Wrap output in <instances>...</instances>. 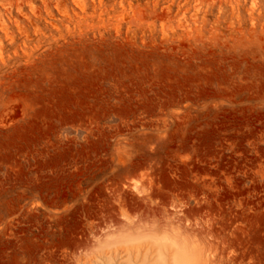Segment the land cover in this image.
<instances>
[{
	"label": "rangeland",
	"instance_id": "rangeland-1",
	"mask_svg": "<svg viewBox=\"0 0 264 264\" xmlns=\"http://www.w3.org/2000/svg\"><path fill=\"white\" fill-rule=\"evenodd\" d=\"M177 256L264 264V0H0V264Z\"/></svg>",
	"mask_w": 264,
	"mask_h": 264
},
{
	"label": "bare ground",
	"instance_id": "bare-ground-1",
	"mask_svg": "<svg viewBox=\"0 0 264 264\" xmlns=\"http://www.w3.org/2000/svg\"><path fill=\"white\" fill-rule=\"evenodd\" d=\"M176 262L178 263V264H195L194 262L193 263H191L190 262V260L189 259H187L186 257H176ZM175 263V262H174ZM197 264V263H196Z\"/></svg>",
	"mask_w": 264,
	"mask_h": 264
}]
</instances>
